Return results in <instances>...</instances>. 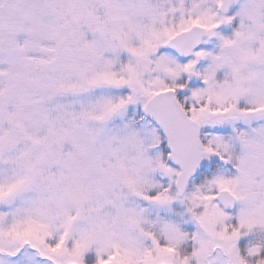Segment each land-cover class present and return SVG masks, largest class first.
<instances>
[{
	"label": "snow or ice",
	"instance_id": "1",
	"mask_svg": "<svg viewBox=\"0 0 264 264\" xmlns=\"http://www.w3.org/2000/svg\"><path fill=\"white\" fill-rule=\"evenodd\" d=\"M0 264H264V0H0Z\"/></svg>",
	"mask_w": 264,
	"mask_h": 264
}]
</instances>
